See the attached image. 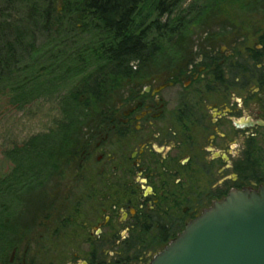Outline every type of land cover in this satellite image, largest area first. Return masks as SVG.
<instances>
[{"label":"flooded vegetation","instance_id":"flooded-vegetation-1","mask_svg":"<svg viewBox=\"0 0 264 264\" xmlns=\"http://www.w3.org/2000/svg\"><path fill=\"white\" fill-rule=\"evenodd\" d=\"M247 10L131 63L63 147L45 219L67 264H149L230 193H264V12Z\"/></svg>","mask_w":264,"mask_h":264},{"label":"trees","instance_id":"trees-1","mask_svg":"<svg viewBox=\"0 0 264 264\" xmlns=\"http://www.w3.org/2000/svg\"><path fill=\"white\" fill-rule=\"evenodd\" d=\"M244 1L211 0V6L232 9L234 5L244 11L247 7L264 12V0H252V4ZM183 3L184 0H32L27 4L25 19L0 22V96L22 102L36 91L60 86L64 81L75 84L69 106L65 104L68 127L34 136L23 147L13 149L10 157L15 164L46 159L50 147L56 149V155L49 157L61 158L63 147L73 143L77 129L100 118V112L114 104L107 96L121 92L123 74L132 69L131 63L155 62L156 47L181 45L188 23L177 16L184 12ZM177 54L174 50L161 51L168 61ZM27 182L8 178L0 183V214L8 217L2 220L0 229L14 238L8 242L11 254L17 250L11 241L17 239L19 245L26 233L15 219L8 221L13 214L9 205L16 202L20 206L23 195L36 189L33 185L37 182ZM6 264L13 263L7 260Z\"/></svg>","mask_w":264,"mask_h":264},{"label":"rangeland","instance_id":"rangeland-1","mask_svg":"<svg viewBox=\"0 0 264 264\" xmlns=\"http://www.w3.org/2000/svg\"><path fill=\"white\" fill-rule=\"evenodd\" d=\"M31 1L0 0V14L4 15V17H0V22L11 23L25 19L27 4ZM245 1L251 3L252 0ZM227 8L226 5H223L217 9L211 6V0H184L181 9L184 12L177 16L188 20V23L185 24L187 27L186 37L192 39L193 44L196 45L206 32L216 31L219 28L218 20L221 19L223 13L227 16L228 14L253 13V11H248L247 7L245 11L242 7L236 8L234 5L232 9ZM186 37L183 40H186ZM40 42L41 39H38L37 45ZM172 42L174 43V41ZM183 44L185 41L181 45ZM166 46L164 45V50L170 48ZM74 86L73 82L64 81L60 86L36 91L22 102H13L9 97L0 96V183L8 178L20 182L26 180L29 184L37 182L33 185L36 189H32L31 192L27 191L23 195V199L19 202L20 206L16 202L9 205L13 214L8 221L15 219L21 231L26 233V237L19 245H17V239L11 241V243L15 242L17 249L15 253L11 254V251L8 250V246L11 244L8 242L10 243L9 239L13 240L14 238L10 233L5 234L0 229V264H6L7 260L17 264V261L14 262L13 259L16 258L20 262L22 256H26L27 264L68 263L60 258L61 255H58L63 248L60 245V240L58 241L59 237L54 236L57 235V226L45 219V213L48 211L45 202L48 197L54 196V191L60 184L57 171L58 159L49 157L55 154L56 149L50 147L47 150L49 154L46 159L44 157L38 162L29 160L30 162H22L20 166L11 159L10 153L17 147H23L34 136L47 134L50 131L61 132L68 127L65 104H68L69 95ZM1 206L2 204H0V209ZM6 218L8 217L0 214V224ZM83 263L85 262H80V264ZM134 264H138V262L135 261Z\"/></svg>","mask_w":264,"mask_h":264},{"label":"water","instance_id":"water-1","mask_svg":"<svg viewBox=\"0 0 264 264\" xmlns=\"http://www.w3.org/2000/svg\"><path fill=\"white\" fill-rule=\"evenodd\" d=\"M149 264H264V193H230Z\"/></svg>","mask_w":264,"mask_h":264}]
</instances>
